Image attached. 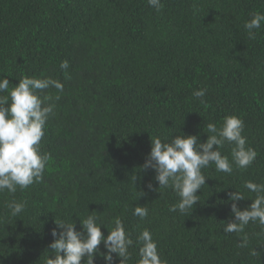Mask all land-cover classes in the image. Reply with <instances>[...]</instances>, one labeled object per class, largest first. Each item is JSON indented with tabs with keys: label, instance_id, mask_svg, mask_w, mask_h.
Listing matches in <instances>:
<instances>
[{
	"label": "trees",
	"instance_id": "16d2710c",
	"mask_svg": "<svg viewBox=\"0 0 264 264\" xmlns=\"http://www.w3.org/2000/svg\"><path fill=\"white\" fill-rule=\"evenodd\" d=\"M162 2L157 12L148 0H0V78L8 76L9 91L24 75L64 84L41 141L51 155L43 181L0 193V264H46L55 219L81 230L80 218L92 213L106 224L122 218L134 240L129 264L145 228L167 264H264L258 222L245 228L247 248L237 246L243 234L223 232L234 218L228 194L241 191L244 209L255 198L244 183H264V27L255 40L244 28L264 0ZM200 88L203 103L192 96ZM230 114L243 119L256 160L230 175L210 165L200 201L186 214L170 212L179 197L149 190V182L158 188L155 171L142 168L151 138L194 134L203 143L206 125ZM231 147L221 149L230 159ZM11 199L27 201L20 217H11ZM137 205L148 207L145 220L133 215ZM95 264L106 262L97 255Z\"/></svg>",
	"mask_w": 264,
	"mask_h": 264
},
{
	"label": "clouds",
	"instance_id": "9594fccd",
	"mask_svg": "<svg viewBox=\"0 0 264 264\" xmlns=\"http://www.w3.org/2000/svg\"><path fill=\"white\" fill-rule=\"evenodd\" d=\"M148 4L157 12L164 7L162 0H148ZM262 27L264 12L259 11L251 13V18L244 24L250 40L256 39ZM68 67V60L61 61V69L67 70ZM7 77L0 78V193L7 190L14 195L18 189L24 191L44 179L51 155L41 150V141L47 122L55 115L56 102L61 98L64 84L43 74L42 78L24 75L9 91L10 81ZM65 79H70V76L66 74ZM49 89H55L56 94L48 92ZM206 92V88L196 89L192 96L203 103ZM244 127L241 117L230 114L223 118L219 127L212 122L206 125L208 136L203 143L197 135H185L182 132L172 137L170 142L169 137L151 138V151L142 168L155 171L158 188L149 182L148 189L158 191L172 188L179 199L169 205V211L188 213L200 201L197 190L206 184L207 177H211L204 174V169L215 165L217 172L230 175L234 166L247 169L256 160L258 153L248 144L247 137L243 134ZM226 143L232 146L231 159L229 155L221 152ZM135 181L134 175L132 182L135 184ZM244 188L254 193L255 198H251L249 206L241 209L237 202L246 197L238 189L230 192L228 200L232 202L231 212L234 218L223 225L225 233L243 234L237 245L239 248L249 246V236L245 233V228L250 222H258L264 231V183L246 181ZM158 192L162 195L161 191ZM26 205L27 201L16 199L6 203L11 217L14 218L21 216ZM148 214L149 209L145 205H137L133 209V215L140 220H145ZM80 223L81 230H77L72 219H55L56 228L51 233L55 239L49 244L53 255L46 258V264H81L82 259L84 264H95L97 255L106 264H114L116 258H119L118 264H129L132 260L130 248L134 240L122 218L115 217L110 224H106L99 215L92 213L80 218ZM102 225L108 229L107 235L101 231ZM57 228L60 229L59 232ZM101 243L106 251L100 250ZM135 243L139 245V259L136 264H167L162 259L158 242L149 229H143L137 235ZM250 254L255 256L257 250L251 249Z\"/></svg>",
	"mask_w": 264,
	"mask_h": 264
}]
</instances>
